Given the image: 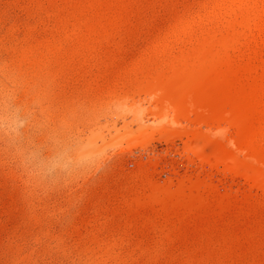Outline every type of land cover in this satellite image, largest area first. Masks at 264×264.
Listing matches in <instances>:
<instances>
[{
  "label": "rangeland",
  "instance_id": "obj_1",
  "mask_svg": "<svg viewBox=\"0 0 264 264\" xmlns=\"http://www.w3.org/2000/svg\"><path fill=\"white\" fill-rule=\"evenodd\" d=\"M205 1L0 0V264H264V207L250 204L247 183L203 165L192 150L201 141L161 134L171 118L148 116L150 99L105 97ZM87 22L106 25L103 50L68 36ZM167 189L174 218L144 204Z\"/></svg>",
  "mask_w": 264,
  "mask_h": 264
},
{
  "label": "bare ground",
  "instance_id": "obj_2",
  "mask_svg": "<svg viewBox=\"0 0 264 264\" xmlns=\"http://www.w3.org/2000/svg\"><path fill=\"white\" fill-rule=\"evenodd\" d=\"M109 10L107 8L105 13H101L108 15L112 13ZM73 26V34L68 36H75L77 45L82 48L96 49L101 46L99 40L107 32L106 25L96 28L88 24L85 32L79 30L80 26ZM30 49L26 55L28 59L31 55L35 57L34 48ZM58 51L55 48L51 54L56 55ZM33 60L40 69H47L44 59L41 60L45 64L39 63L36 57ZM119 81L116 89L109 90L108 95L104 94L105 91L102 93L108 101H126L136 96L150 99L148 116L158 114L161 118H171L169 126L159 132L168 138L186 139L187 145L201 141V146L192 148L197 159L210 169L221 171L225 177L243 179L249 186V195H245L254 201L250 204L253 207L260 204L261 211L264 207V0H207L201 3L199 8L184 14L157 37ZM25 86H22L23 90H29ZM99 98L102 100L101 96ZM123 100L119 101L122 103ZM138 102L136 100L135 103ZM145 137L135 146L145 147L150 135ZM213 138L217 140V147H214L211 156V153L207 156L204 148ZM95 145L91 144V151ZM150 162L149 165L152 164ZM204 183L207 184V181ZM203 192H196L197 199H205ZM150 193L143 199L144 204L148 202L147 205H151L149 208L153 212L165 215H172L170 210L176 212V207L171 209L170 204L173 205L171 200L175 199V203L179 202V198L172 190ZM179 194L188 195L184 189Z\"/></svg>",
  "mask_w": 264,
  "mask_h": 264
}]
</instances>
